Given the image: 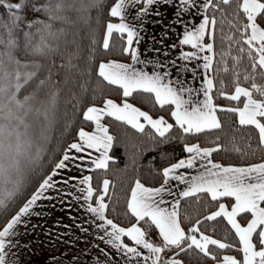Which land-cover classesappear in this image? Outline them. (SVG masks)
<instances>
[{"label":"snow or ice","instance_id":"obj_1","mask_svg":"<svg viewBox=\"0 0 264 264\" xmlns=\"http://www.w3.org/2000/svg\"><path fill=\"white\" fill-rule=\"evenodd\" d=\"M158 2H175L173 19L182 26L183 33L171 49L182 47L179 60L176 55L167 58L168 47L163 48V56H144L138 47L143 18ZM105 12L111 18L104 20ZM112 18H119L118 22ZM77 22L88 26L93 34V24H103L104 50L111 49V41L118 34L119 51L129 56L130 62H97L99 83L92 87L93 96L104 82L115 86L117 92L116 98L104 96L102 105L82 101L69 89L63 115L67 116V106L71 104L73 112L82 113L90 122L89 127H94H79L77 139L59 149L62 155L56 158L53 153L57 146L52 141L59 123V86L68 84L71 70L78 65L72 63L73 54L69 53L67 63L61 61L60 65L69 70L63 81L52 80L51 68L46 75L42 71L45 60L55 64L52 57L63 55L62 41L76 42L79 29L74 30L69 41L66 26ZM161 35L166 37L168 33L162 31ZM159 43L164 45V40ZM183 46H191V50ZM143 51L159 54L161 48L150 43ZM93 59L90 55L89 60ZM191 62H195L194 66ZM177 63L180 67L173 75ZM188 72L191 78L186 80L184 73ZM223 74L230 75L234 90H225L228 85ZM194 80H199V84L193 85ZM45 87L48 91L41 95ZM80 88L87 92L85 84H80ZM214 89L232 101L239 102L243 96L242 106L214 102ZM121 92L123 99L119 102ZM136 93L152 97L161 106L168 105L174 123L131 103L130 98ZM220 111L236 114L241 127H254L258 133L256 147L264 151V0H115L110 7L106 0H0V214L9 212L34 178L38 182L35 191L0 229V264H19V255L13 251L18 241L12 239L17 235L16 226L28 223L22 217L49 189H58L56 198L67 200L71 195L80 201L79 207L88 217L80 222V230L104 241L106 246L100 249L104 259L94 256L93 264H185L181 257L186 252L211 260L212 264H264V158L244 164L213 160V152L224 147L218 142L220 137L211 146H202L199 140L184 143L188 155L157 169L163 182L156 186L137 176L125 201L124 215L130 218L127 222L117 219L120 213L119 201L113 199L115 181L105 175L98 187L93 184L92 170L106 173L110 162L117 159L110 154L116 137L109 124L103 122L106 116L140 133H145L147 125L151 129L147 136L153 140L159 137L164 143L177 139L170 132L176 127L184 134L179 137L181 140L187 135L222 128ZM68 123L65 121V127ZM125 149L127 152V144ZM235 151L242 149L237 146ZM45 156L51 157L47 174ZM185 167L188 170H182ZM71 168L83 175H61V187L54 176ZM185 198H195L197 203L210 198L205 207L213 210L193 222L187 212L181 213ZM216 218L228 226L223 239L202 230L203 223ZM153 227L158 229L159 239L149 238L148 230ZM209 231L214 232L215 228ZM67 234L72 235L71 226ZM63 235L57 233L60 238ZM93 245L100 247L94 241Z\"/></svg>","mask_w":264,"mask_h":264},{"label":"trees","instance_id":"obj_2","mask_svg":"<svg viewBox=\"0 0 264 264\" xmlns=\"http://www.w3.org/2000/svg\"><path fill=\"white\" fill-rule=\"evenodd\" d=\"M115 0H106V3L110 7L111 3ZM31 15V13H29ZM73 17L75 14H72ZM111 18L109 12H105L104 20ZM115 20V18H112ZM69 29L67 39L69 41L73 38V32L75 29H79L76 34V42L64 44L61 42V51L63 55L57 54L52 59L56 61L52 64L50 60H45V69L42 71V75L47 74L48 68L52 71V80L63 81L65 74L69 71L65 67H61V61L67 63L68 54H73L72 63L78 65V68L72 69L70 72V79L68 84H62L59 87L61 91L59 93V123L56 128V135L53 138L52 144L57 146V151L53 153V156L58 158L62 155L59 149L66 148V146L74 139H76V132L79 127L90 128V122L87 121L82 113L73 112L72 105L67 106V116L63 115L65 111V101L70 95L69 89L75 91L82 101L87 103L101 104L103 102L104 96H109L111 98L117 97L116 87L110 86L106 82L100 84V90L96 92L95 97L92 93L93 85L99 83L96 72L98 67V61L100 59H120L122 61L129 60V56L126 54L122 55L119 51L121 41L118 34L111 41L112 47L110 50H104L102 48V32L103 24L95 25L94 34L90 32L88 26L84 25L82 22H77L75 25H67ZM227 25L225 28L227 30ZM219 48V43L217 44ZM78 48V54H77ZM95 50L94 52L92 50ZM92 55L94 59L89 60V56ZM246 63L243 61L241 67H244ZM91 68L92 72H87V69ZM80 70H84L81 72ZM223 78L228 85L225 90L232 89L231 77L229 74H223ZM243 83V81H242ZM80 84H85L87 86V92L85 93L81 88ZM217 88H220L219 81L217 80ZM48 91V87L42 90L41 95ZM120 95V101L123 99L122 92ZM214 102L219 104H231L236 106L242 105L244 97H241L239 102L232 101L229 98L221 97L216 89L213 90ZM130 102L136 104L143 110L149 111L151 115H164L169 122H173V118L170 116V107L168 105L161 106L154 101L150 96L143 95L141 93H136L130 98ZM72 103H75L73 101ZM79 107V105H77ZM218 115L222 121V128L218 130H208L198 135H187L184 140L179 139L182 130L178 127L170 130L173 137L177 139H169L164 143L160 142L159 137L155 140L150 139L147 136V132L150 131V127H145V133H140L134 130L130 125H126L123 122L117 121L113 117L106 116L104 118V123L109 124L110 130L116 137L113 148L110 150V154L116 156L115 162H110V167L105 173L103 170L97 172L93 170V184L98 187L102 182L105 175L110 180L115 181V191L113 199L119 201L117 207L120 216L117 217L118 222H127L129 217L124 215L125 212V201L127 194L129 193V186L134 182L135 178L139 176L141 180L150 186H156L163 181L162 173L157 171L166 166L168 163H173L178 160L181 156H186L188 153L183 149V144L186 142H195L199 140L202 146H211L212 142L216 137H220L218 141L224 147L222 149L213 152L211 158L213 160H219L222 163H234V164H244V163H254L258 162L261 158H264V151L257 148L258 144V133L252 126L241 127L238 125V117L236 114L230 111H220ZM65 121H68V126L65 127ZM174 123V122H173ZM249 137L251 140L249 141ZM249 143L251 147H249ZM127 144V152L125 145ZM242 149V151H235L236 147ZM138 149L141 150L138 152ZM133 154H135L133 158ZM45 168L50 171L48 166L51 163V157L45 156ZM38 182L34 178L32 184L23 192V194L15 200V202L9 207V212L7 214H2L0 217V227L7 221V219L15 212V210L24 202V200L29 196V194L37 187ZM111 191V189H110ZM227 202V201H226ZM210 204V198L204 199L197 203L195 198L192 199H182L181 203V213L187 212V214L192 218L194 222L199 216H206L209 210H213L211 207L206 208L205 205ZM135 222V221H131ZM187 223V221H186ZM143 226V225H142ZM228 226L226 222L221 218H216L212 221H207L202 224V230L209 232V234L215 235L217 238L225 237V230ZM215 228L214 232L209 230ZM149 238L159 239L158 230L154 227L148 230ZM229 240L232 237L229 235ZM216 250L215 246H212ZM229 254H234L232 250H228ZM219 255H223L222 252ZM185 260V264H212L211 260H203L195 256V254H188L187 252L181 257Z\"/></svg>","mask_w":264,"mask_h":264},{"label":"crops","instance_id":"obj_3","mask_svg":"<svg viewBox=\"0 0 264 264\" xmlns=\"http://www.w3.org/2000/svg\"><path fill=\"white\" fill-rule=\"evenodd\" d=\"M175 7V2L171 5L158 2V4L151 6V10L146 14V18H143L144 29L140 30L142 41L138 47L141 49L142 55L163 56V48L168 47L170 49V56L167 58H171V55H176V58L179 60L178 53L182 50V47L178 46L176 49H171L173 43L178 44L179 38L183 33L182 26L176 24L173 19ZM135 10L136 9H131L130 11ZM157 11H159V15ZM118 19L119 18H115V21L118 22ZM153 21L157 22L153 23ZM195 22L196 21H193V23ZM166 24L169 25L168 28H165ZM162 31H167L168 35L163 37L161 35ZM153 37L155 38L154 40L151 39ZM161 39L164 40V45H160L159 41ZM150 43L153 47L161 48V52L159 54L152 51L144 52L143 50L147 48ZM183 48L191 50V46H183ZM125 62H130V58ZM191 63L194 66L195 62ZM179 67V63L173 66V75L176 74L175 69ZM184 78L189 80L191 78V73H184ZM191 83L193 85H198L199 80L191 81ZM119 102H122V100ZM98 105H102V103ZM172 118L174 122V117ZM91 127H94V124H92ZM91 127L89 130H91ZM69 144L66 147H68ZM70 151L75 150L70 149ZM182 170L188 169L185 167ZM65 174L68 176L83 175V173L76 168L58 172L54 176V179H57L61 187H63V184L59 178L61 175ZM33 191H35V189ZM56 191H58V189H49L48 193L40 197L37 203L33 205L31 212L26 213L22 217V219L27 220L28 223L18 224L16 226L17 235L12 237V239L18 241L13 251L17 252L19 255V264H93L94 256H99L101 259H104V255L100 251L101 248L106 246L104 241L93 236L90 232H82L80 230V222L88 219L87 215L84 214L85 210L79 207L81 202L75 200L71 195L68 196L67 200L56 198ZM30 195L31 193L29 196ZM49 195H52L53 198L49 199ZM66 204H71L72 207L68 208L65 206ZM22 205L23 203L20 206ZM19 207L15 211H18ZM36 213H40V215ZM69 213H71V215H69ZM14 214L15 212L12 215ZM10 218L11 216L8 219ZM57 221H61V223L57 224ZM3 225L0 229L3 228ZM69 226H71V236L67 234ZM57 233H62L64 235L60 238L57 236ZM80 237L85 238L81 239ZM70 240L74 242L69 243ZM93 241L100 247H95ZM109 251H112L110 246ZM113 256L115 257V252H113Z\"/></svg>","mask_w":264,"mask_h":264},{"label":"rangeland","instance_id":"obj_4","mask_svg":"<svg viewBox=\"0 0 264 264\" xmlns=\"http://www.w3.org/2000/svg\"><path fill=\"white\" fill-rule=\"evenodd\" d=\"M242 106V105H241ZM2 214H0V217H1Z\"/></svg>","mask_w":264,"mask_h":264}]
</instances>
